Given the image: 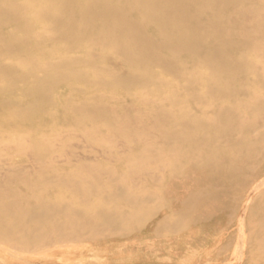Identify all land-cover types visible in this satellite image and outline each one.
<instances>
[{
    "label": "rangeland",
    "instance_id": "1",
    "mask_svg": "<svg viewBox=\"0 0 264 264\" xmlns=\"http://www.w3.org/2000/svg\"><path fill=\"white\" fill-rule=\"evenodd\" d=\"M10 1L14 22L0 9V264H264V0L205 2L234 29L199 44L240 43L222 51L225 74L207 50L174 71L142 64L119 52L116 23L86 16L62 38L45 0Z\"/></svg>",
    "mask_w": 264,
    "mask_h": 264
},
{
    "label": "bare ground",
    "instance_id": "2",
    "mask_svg": "<svg viewBox=\"0 0 264 264\" xmlns=\"http://www.w3.org/2000/svg\"><path fill=\"white\" fill-rule=\"evenodd\" d=\"M195 1H199L200 5L197 4L195 6ZM205 2L210 3L209 0H54L52 2L51 0H45L43 1V6L46 7L45 11L47 13H57L54 17L49 15V18L52 19L57 35L62 38H72V27L77 26L82 21V16H86L85 18L90 21L101 20L107 25L116 23L113 27V32L117 33L114 38L125 42L119 48V52L125 55L127 53V56L129 54L133 60L142 64L158 65L160 68L174 71L179 69V67L183 68L185 62L181 61L182 56L207 50L215 58V61L211 59L208 62L212 71L219 74L229 73L232 69L229 65L231 62L227 57L223 56L222 51L236 47L234 45L236 42L230 40L229 43L223 44L220 47L211 45L210 43L206 45L199 44V42L209 39V37H212L211 35L215 37L213 40L218 39L225 35V32L231 33L234 28L221 24L220 17L216 15L209 16L207 9L204 7L207 5ZM130 3L143 4L144 8L140 10L135 6L136 11L128 10L124 5ZM131 7L133 6L131 5ZM24 8H28L27 4ZM0 9L4 13H7V17L4 18V21L1 19V22L11 23L16 20L13 13L19 10L17 3L10 0L8 2L7 0H0ZM164 10L171 13L168 18L161 16L160 13ZM142 19H146L145 22ZM138 20H140L141 24L134 25V22L137 23ZM206 20H211L214 26L212 28L205 27ZM89 23L83 22L82 24L87 26ZM130 23L134 27L131 28ZM168 23H174L176 29L167 27ZM63 24H67L70 28H63ZM148 25L155 28H163L159 33H152L148 30ZM239 41L246 42L242 38ZM11 42L10 40L7 42V47L13 46L12 44L14 43L12 42L11 44ZM106 44L110 46L111 41H108ZM236 44L239 45L240 43ZM10 47L7 50H11L12 48ZM162 51H171L175 59L164 56ZM77 62L80 63L82 61L78 60ZM235 65L236 73V71L244 66V63L239 60ZM156 69H158L157 66ZM215 87V85L210 86L211 92H215L217 89L220 90V87L217 89ZM167 115L166 112L158 114L157 117L159 118L158 121L161 127L168 124L169 120L167 119L169 118L165 117ZM179 127L182 130L184 128L189 129V123L186 119L179 120ZM243 129L247 130L249 128L245 127ZM164 130L167 131L166 129ZM263 173L262 170L260 175Z\"/></svg>",
    "mask_w": 264,
    "mask_h": 264
}]
</instances>
